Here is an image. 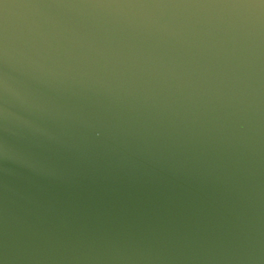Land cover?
Returning a JSON list of instances; mask_svg holds the SVG:
<instances>
[{
  "label": "water",
  "instance_id": "1",
  "mask_svg": "<svg viewBox=\"0 0 264 264\" xmlns=\"http://www.w3.org/2000/svg\"><path fill=\"white\" fill-rule=\"evenodd\" d=\"M0 264H264V0H0Z\"/></svg>",
  "mask_w": 264,
  "mask_h": 264
}]
</instances>
